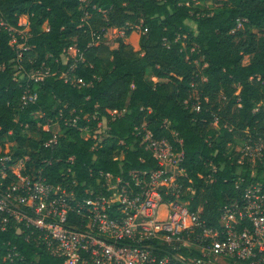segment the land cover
<instances>
[{
  "label": "trees",
  "instance_id": "obj_1",
  "mask_svg": "<svg viewBox=\"0 0 264 264\" xmlns=\"http://www.w3.org/2000/svg\"><path fill=\"white\" fill-rule=\"evenodd\" d=\"M207 1L211 7L202 5ZM22 15L29 50L20 57L0 26V152L14 143L29 170L42 168L54 185H95L101 174L126 177L156 167L134 135L144 125L156 139H181L182 181L195 192L190 209L208 226L238 199L240 176L264 186V169L250 179L236 152L245 131H264V108L257 107L264 102V0H0V21L17 28ZM136 27L137 40L129 43ZM112 30L124 37L105 39ZM41 66L48 75L29 80ZM26 86L36 100L22 107ZM60 113L77 118L76 127L65 128ZM101 121L108 131L95 135ZM57 122L61 134L45 147L52 135L42 127ZM8 243L27 264H62L13 229L0 230V263Z\"/></svg>",
  "mask_w": 264,
  "mask_h": 264
},
{
  "label": "built area",
  "instance_id": "obj_2",
  "mask_svg": "<svg viewBox=\"0 0 264 264\" xmlns=\"http://www.w3.org/2000/svg\"><path fill=\"white\" fill-rule=\"evenodd\" d=\"M20 17L17 28L0 21L18 57L29 50L28 16ZM48 72L41 66L28 78L38 83ZM35 100L36 94L26 86L21 106ZM260 106L264 108V102ZM192 110L198 112L199 106ZM58 121L65 128H75L78 119L60 113ZM218 121L214 117L212 126ZM52 128L58 133H52ZM42 130L52 135L44 146L56 144L61 134L58 122ZM107 131L105 121L97 122L95 135ZM134 135L142 140L156 167L132 171L126 177L101 174L95 185H79L75 180L68 185L49 183L42 168L31 172L29 158L16 156L14 143L5 142L0 152V230L13 229L25 243L62 264H264L262 183L240 176L238 199L220 209L216 226H208L190 209L195 192L182 181L181 139H175L176 145L156 139L144 125L135 128ZM236 152L237 164L248 165L253 178L257 167L264 169V131H245ZM42 164L51 163L44 160ZM0 264L27 263L18 246L8 243Z\"/></svg>",
  "mask_w": 264,
  "mask_h": 264
},
{
  "label": "rangeland",
  "instance_id": "obj_3",
  "mask_svg": "<svg viewBox=\"0 0 264 264\" xmlns=\"http://www.w3.org/2000/svg\"><path fill=\"white\" fill-rule=\"evenodd\" d=\"M202 5H204L205 7H211L212 6V3L210 1H207V2L202 3ZM20 18H21L20 19V22H24V19L25 18L24 17H20ZM138 30H139V28L136 27L135 28V32L133 33L132 37L128 39V42L129 43H135L136 42L137 37H138V33H137ZM250 32L251 33H254V34H258V31H256V30H250ZM123 36H124V32L123 31H120V32H117L115 34H110V35L106 36L105 39L116 38V37H123ZM68 54L70 56L74 57L76 55V50L75 49H70L68 51ZM148 80L152 81L153 83H156L157 82V80L155 78H148ZM51 132L52 133H55V134L58 133L57 128H52L51 129ZM31 136L34 139L39 140V136L38 135L32 134ZM81 136L84 139H88L89 138V135H87L85 133H82Z\"/></svg>",
  "mask_w": 264,
  "mask_h": 264
}]
</instances>
